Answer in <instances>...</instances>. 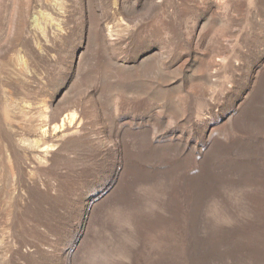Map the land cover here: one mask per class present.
<instances>
[{
	"label": "rangeland",
	"instance_id": "1",
	"mask_svg": "<svg viewBox=\"0 0 264 264\" xmlns=\"http://www.w3.org/2000/svg\"><path fill=\"white\" fill-rule=\"evenodd\" d=\"M0 264H264V0H0Z\"/></svg>",
	"mask_w": 264,
	"mask_h": 264
},
{
	"label": "bare ground",
	"instance_id": "2",
	"mask_svg": "<svg viewBox=\"0 0 264 264\" xmlns=\"http://www.w3.org/2000/svg\"><path fill=\"white\" fill-rule=\"evenodd\" d=\"M50 18V17H49ZM74 120H75V117L74 116H71V117H68V122L70 123V124H72L73 122H74ZM65 121V120H64ZM63 121V122H64ZM66 123H62V126H60V127H63L64 125H65ZM59 127V126H58ZM56 128H57V126H56ZM54 147V146H53Z\"/></svg>",
	"mask_w": 264,
	"mask_h": 264
}]
</instances>
